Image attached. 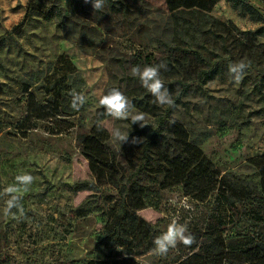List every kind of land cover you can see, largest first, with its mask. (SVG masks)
I'll list each match as a JSON object with an SVG mask.
<instances>
[{
  "label": "rangeland",
  "instance_id": "rangeland-1",
  "mask_svg": "<svg viewBox=\"0 0 264 264\" xmlns=\"http://www.w3.org/2000/svg\"><path fill=\"white\" fill-rule=\"evenodd\" d=\"M76 1L60 3L69 10ZM148 1L163 10L150 19L169 29L163 52L153 43L140 45L137 37L118 30L81 47L65 37L53 19L40 12L26 17L30 0H0V192L16 175L35 177L23 193V211L14 209L15 216L4 215L7 197L0 196V250L8 252L7 264H65L67 260L74 264L75 259L110 254L131 256L140 264H173L186 252L182 243L166 255L152 251L154 238L173 220L190 231L210 216L228 217L237 211L238 222L224 233L230 239L238 235L236 231L252 230L250 219L244 217L264 213L260 175L253 162L264 152V84L262 91L257 88L264 72V36L253 32L259 22L238 15L225 0L209 9L171 10L166 0ZM249 1L264 14V0ZM140 49L154 53L155 64H167L161 78L174 106L154 103L139 81L123 78L118 58ZM242 59L251 66L234 82L227 74L228 65ZM216 63L222 73L205 81L203 72ZM73 88L87 96L76 114H71L68 99H60ZM112 88L122 91L136 111L145 114L144 128L106 115L99 99ZM158 114L181 123L188 140L211 161L219 173L218 182L211 184L215 189L201 201L196 191L187 194L172 176L165 183H174L164 187L161 180L168 175L156 179L144 173L152 189L149 202L128 215L117 241L97 248L98 208H116L121 195L116 185L91 170L79 140L94 123L101 125L121 172L127 173L140 163L142 143H123L120 150L109 129L129 132V141L132 137L146 140ZM84 180L92 186H72ZM78 206L89 209L88 213L76 215Z\"/></svg>",
  "mask_w": 264,
  "mask_h": 264
},
{
  "label": "trees",
  "instance_id": "trees-1",
  "mask_svg": "<svg viewBox=\"0 0 264 264\" xmlns=\"http://www.w3.org/2000/svg\"><path fill=\"white\" fill-rule=\"evenodd\" d=\"M218 0H166L168 8L179 6H197L209 9ZM240 16H246L259 25L253 30L255 34L264 36V14H262L249 0H225ZM163 10L154 7L148 0H105L102 11L95 12L91 2L77 0L71 9L67 10L60 0H30L26 9V17L33 12H40L53 19L55 26L62 31L65 37L71 39L79 46H85L95 39L102 40L104 33L111 34L114 30L124 35L137 37L138 43L147 45L153 43L160 52L167 49L169 29L150 19ZM23 23V20L20 24ZM134 54V55H133ZM133 54L118 58L119 67L123 70L125 80L139 81L130 74L135 65H153L157 56L152 52L144 53L140 49ZM222 67L217 63L203 72L204 80L208 81L222 73ZM227 74L229 75L228 69ZM230 76V75H229ZM264 72L260 74L257 84L262 91ZM61 91V89H60ZM59 95L58 91H56ZM68 95H60L62 102L70 101ZM78 111H72L76 114ZM258 112V111H256ZM174 121V122H173ZM156 125L150 131L146 140L142 142L140 163L129 168L127 173L121 172V165L116 160L115 151L109 146L106 130L94 123L90 130L79 140L81 153L88 159L91 170L99 177H105L116 185L121 195L116 208H98L100 216V233L96 240V247L106 246L108 241H117L125 225L128 215H134L137 210L149 202L152 189L145 181L144 173L157 179L160 174L168 175L161 180L162 185L173 184L167 182L169 177L175 183L186 187L185 192L198 193L196 197L204 200L215 189L212 183L218 182V171L211 161L187 137L185 127L174 119L167 118L165 114H158ZM253 162L260 175V192L264 195V152ZM201 182H204L201 184ZM74 188L92 186L84 180L72 185ZM264 205V199L261 200ZM89 209L78 206L75 214L83 216ZM249 216V217H248ZM244 217L252 223L251 231H236L237 236L227 239L224 235L235 225L238 212L233 211L231 216H210L205 224L190 230L195 237V243L185 246L183 256L173 261V264H264V213L254 212ZM0 247L3 243L0 241ZM182 250V247H179ZM9 254L0 250V264H7ZM72 260L65 261V264ZM74 264H140L131 256L110 254L107 257H91L75 259Z\"/></svg>",
  "mask_w": 264,
  "mask_h": 264
},
{
  "label": "clouds",
  "instance_id": "clouds-1",
  "mask_svg": "<svg viewBox=\"0 0 264 264\" xmlns=\"http://www.w3.org/2000/svg\"><path fill=\"white\" fill-rule=\"evenodd\" d=\"M89 2L92 4L94 13L104 9L105 0H85V3ZM250 66L251 62H246L243 59L229 64L228 72L231 79L234 82H239ZM161 70L167 71L166 63L161 62L159 64L144 66L135 65L131 67L130 74L138 78L141 86L154 97V103L160 106L172 107L175 101L161 78ZM68 95L71 97L70 107L74 111H79L87 102V96L78 92L75 88L71 89ZM99 105L104 109L107 116L115 120H130L131 125L138 124L140 128H144L147 125L145 123V114L136 111L133 103L118 88H112L106 94H103L99 99ZM109 134L112 141L118 144L120 150L123 143L130 142L136 145L141 144L145 139L142 137H132L129 141V132H122L119 128L115 127L109 129ZM34 182L35 177L30 173L19 174L15 176L12 184H9L0 192V196L7 197L4 201V215L15 216L16 212L23 211L21 203L23 193L28 192ZM14 209L16 212L13 211ZM180 243L190 247L195 243V237L191 234L186 224L173 220L168 224L166 231L154 238V248L152 251L157 255H166L170 249L176 248Z\"/></svg>",
  "mask_w": 264,
  "mask_h": 264
}]
</instances>
